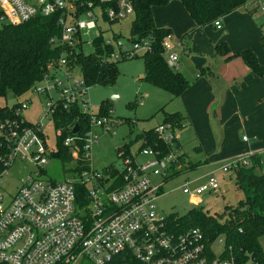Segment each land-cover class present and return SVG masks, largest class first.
<instances>
[{
  "label": "built area",
  "instance_id": "built-area-1",
  "mask_svg": "<svg viewBox=\"0 0 264 264\" xmlns=\"http://www.w3.org/2000/svg\"><path fill=\"white\" fill-rule=\"evenodd\" d=\"M103 4L110 7L104 10ZM246 5L264 14V0H247ZM58 13L61 34L51 43L70 49L83 43V38H88L100 23L111 25L133 16V6L130 0H0V29ZM214 27L221 30V22H214ZM114 35L104 40L113 49L109 56L113 63L133 60L140 53L152 51L149 39L133 43ZM167 39L164 43L165 53L169 55L167 64L177 70L178 57L171 53ZM89 43L92 45L93 41ZM72 56L70 49L60 59L50 62L43 78L35 83L14 117L0 118L2 176L16 163L31 167L16 193L6 197L0 192V264H80L84 260L109 264L126 254L140 264H233L222 258L224 238L220 236V240L215 239L207 246L199 229L170 231L168 217L161 216L158 201L164 195L163 187L176 163L173 153L162 156L152 149H142L135 156H125L120 159L121 164L113 165L117 174L109 181L104 170L97 172L91 165L88 171H79L62 181L49 176L48 166L58 162L52 159L58 147H48L44 122L31 125L22 117L30 106L31 96L45 98V117L51 124L56 113L69 112L76 106L90 118L89 130L82 132L81 129L75 134L74 125L70 127L72 135L63 140L74 163L91 164V148L98 141L94 126L111 134L110 129L115 125L109 118L98 117L90 111L85 100L90 88L79 67L70 60ZM173 131L170 125H160L155 133L171 146L176 139ZM55 137L57 143L63 137V130L56 129ZM242 140L248 141L246 137ZM141 157L147 160L140 162ZM248 165L247 155L237 157L222 173L232 175L236 169ZM159 178L163 182H155ZM192 183L186 180L181 191L194 204L200 203L204 193L222 190L214 175H209L201 186L192 187ZM81 189L85 192L78 198ZM217 243L224 246L220 256L214 254Z\"/></svg>",
  "mask_w": 264,
  "mask_h": 264
},
{
  "label": "rangeland",
  "instance_id": "rangeland-1",
  "mask_svg": "<svg viewBox=\"0 0 264 264\" xmlns=\"http://www.w3.org/2000/svg\"><path fill=\"white\" fill-rule=\"evenodd\" d=\"M153 17L157 27L171 31L172 35L167 41L171 53L174 52L178 57L177 72L184 76L189 86L180 98L172 100L166 91L144 79L141 80L145 75L144 60L141 58L143 53L138 55L139 58L117 63L119 75L115 86L91 87L85 99L90 111L96 116L100 114L103 104L109 105L110 120L117 122L110 129L111 134L102 127H93L98 141L91 148V169L101 173L109 166H118L121 164L117 156L118 149L134 141L143 131L162 125L166 114L182 113L184 117L187 116V120L181 128L173 131L182 148L180 152L193 163L201 162L203 167L166 182L163 187L164 195L158 201V210L161 216L169 217L184 216L193 209H202L211 215L219 216L218 222L222 223L220 216L229 199L222 195V190L204 193L199 198L200 203L194 204L190 196L182 193L181 187L188 179L193 182L192 187L201 186L207 182L209 175H214L222 185L225 176L222 169L232 159L251 155V152H243L244 148L240 145L243 137L250 140V145H255L254 149L258 151L262 161L263 169L259 173L264 174V116L259 114L256 106H251L253 98L240 96L243 84L247 82L246 74H241V70L247 66L242 57L229 60L230 55L216 51L218 45L226 46L231 55L251 51L264 72V14L250 5L240 6L220 19L223 26L221 30L216 29L213 23L195 29L194 22L183 4L171 1L166 6L154 8ZM133 21L134 16H128L113 25L100 23L98 29L88 38H83L84 54H93L94 49L89 42L98 38L101 32L105 40L112 39L114 34L131 40ZM193 53L202 55L207 60L203 68H197L191 63L190 57ZM168 56L166 52V61ZM232 72L234 77L231 81L227 78ZM253 75L264 80V73L257 75L254 72ZM30 99V106L23 111L22 117L31 125L44 122L48 147L56 149V128L45 117V98L31 96ZM14 103L10 96L6 99L0 98V108H11ZM223 106L225 114L221 113ZM200 146L202 153L196 149ZM130 147V153L135 156L141 144L136 142ZM146 160L139 158L140 162ZM30 170L31 167L27 163H16L7 175L0 178V192L6 197L12 196L19 188L22 177L24 178ZM48 174L58 181L71 177L64 174L58 162H51ZM226 176L229 177L230 174ZM155 182L161 183L163 180L159 178L155 179ZM242 199L243 196L236 200L235 205ZM260 246L264 255V235L260 238ZM214 248L216 256H220L224 250L221 243L215 244ZM80 264L92 263L84 260Z\"/></svg>",
  "mask_w": 264,
  "mask_h": 264
},
{
  "label": "trees",
  "instance_id": "trees-1",
  "mask_svg": "<svg viewBox=\"0 0 264 264\" xmlns=\"http://www.w3.org/2000/svg\"><path fill=\"white\" fill-rule=\"evenodd\" d=\"M171 1H179L183 4L195 29L211 25L220 21L240 6H246L247 0H130L133 6L134 21L131 26V41L139 42L141 39L151 41L150 52L142 55L144 60V80L166 91L171 99L180 98L187 90L189 83L177 72L168 66L164 58V43L170 30L159 28L155 25L153 9L163 7ZM105 10L109 4L101 5ZM60 13L50 17L38 16L18 26L7 25L0 29V98L8 96L15 101L13 107L0 108V118L14 117V112L26 99L36 82L43 78L46 67L50 62L60 59L63 53L73 51L70 60L79 67L86 85L91 88L97 85L113 87L118 79L117 63L109 60L113 52L111 47L104 44L103 32L93 41V54L85 55L83 44H78L70 49L64 46H55L51 43L54 38H59L61 27L58 19ZM221 22V21H220ZM110 23L111 25L115 24ZM222 24V23H221ZM223 28V26H222ZM115 38L119 37L114 35ZM216 51L223 55H230L229 60L242 57L246 66L257 75L262 71L256 56L251 51L230 53L223 45H218ZM139 58V57H138ZM119 63V62H118ZM109 105L100 107L98 117L110 119ZM186 120L181 113L166 114L162 125H170L175 130L181 128ZM117 123V122H115ZM52 125L57 130H63V137L57 140L58 152L52 155V159H58L64 174L74 176L77 172L90 169L88 161L72 162L67 150L63 146V140L72 135L70 127L78 125L81 131H87L90 127V118L76 106L69 112L59 111L52 120ZM157 128V127H156ZM156 128L143 131L134 141L125 144L117 150L119 159L132 155L130 146L139 142L140 149H152L160 152L162 156L176 155L175 166L170 171L167 181L198 167H203L201 162L193 163L185 154H181V146L175 139L173 145L163 141L156 132ZM55 129V130H56ZM133 132V131H132ZM202 153L200 147L196 148ZM249 165L241 166L232 173L235 190L242 194L243 199L233 206L225 205L222 215V223L218 222L219 216L211 215L202 209H193L184 216L170 215L167 218L170 231H188L199 229L205 236L207 246L215 239H225V252L223 259L233 264H264V255L260 246V238L264 235V174L259 173L262 161L258 154L248 156ZM113 166L104 169L106 181L117 174ZM4 168L0 166V176ZM85 190L79 191L78 198L84 195ZM81 201V199H79ZM242 230V232H240ZM109 264H140L131 255H124Z\"/></svg>",
  "mask_w": 264,
  "mask_h": 264
},
{
  "label": "crops",
  "instance_id": "crops-1",
  "mask_svg": "<svg viewBox=\"0 0 264 264\" xmlns=\"http://www.w3.org/2000/svg\"><path fill=\"white\" fill-rule=\"evenodd\" d=\"M174 7H176V5ZM191 56L202 57V55H197V54H194V53ZM206 64H207V60H206ZM238 74L239 73H237V75ZM241 74H244V75L246 74V77H247L246 81L247 82L243 84L244 87H243V90H242L240 96H248V97L253 98L254 100H253L251 106H256V110H258L259 114L261 116H264V80L255 77L256 75L254 76L253 72L249 68H247L245 66H244L243 70H241ZM233 77H234V73L232 72L228 76L227 79L232 81ZM143 79H141V80H143ZM203 84H204L203 86H205V82H203ZM223 110H224V106L222 107L221 113L225 114ZM218 115L220 116V112L219 111H218ZM185 117H186V120H187V116H185ZM255 134L257 135V133H255ZM240 145L244 148L243 152H251L250 154H257V152H258L256 149H254L255 145H250V140H248L246 142H244L242 140ZM200 148L202 150L201 146H200ZM202 152H203V150H202ZM223 175H225V176H224V181H223V184H222V191L221 192H222V195L224 197H226L227 199L229 198L228 199V203L226 205L233 206V204L235 205L236 200H238L242 196V194L239 193V192H236L233 180L231 178V174H230L229 177L226 176L227 174H223ZM225 177H226V179H225ZM232 185L234 186L233 188H232Z\"/></svg>",
  "mask_w": 264,
  "mask_h": 264
},
{
  "label": "water",
  "instance_id": "water-1",
  "mask_svg": "<svg viewBox=\"0 0 264 264\" xmlns=\"http://www.w3.org/2000/svg\"><path fill=\"white\" fill-rule=\"evenodd\" d=\"M190 61L197 68H201L206 64V60L202 57H199V56H191ZM143 78H144V76L141 77V79H143ZM79 130H81L80 127L78 125H76L73 132L76 134L77 132H79Z\"/></svg>",
  "mask_w": 264,
  "mask_h": 264
}]
</instances>
